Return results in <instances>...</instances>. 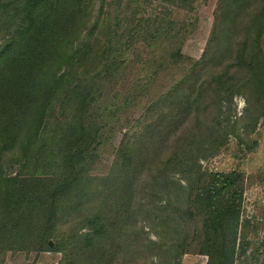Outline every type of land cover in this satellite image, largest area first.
I'll return each instance as SVG.
<instances>
[{
    "label": "rangeland",
    "instance_id": "rangeland-1",
    "mask_svg": "<svg viewBox=\"0 0 264 264\" xmlns=\"http://www.w3.org/2000/svg\"><path fill=\"white\" fill-rule=\"evenodd\" d=\"M221 1H86L81 31L57 64L58 86L35 111L29 85L40 79L29 80L27 65L23 73L5 69L0 58V87L26 76L24 110L14 118H44L35 129L21 124L15 136L0 124V264H207L204 222L218 174L243 177L225 195L238 191L241 203L224 224L220 264H264V7L250 0L237 25H221L213 62L197 67ZM26 2L0 0V54L18 42L11 36ZM234 51L240 56L232 59ZM206 72H222L229 92L211 104L220 132L198 161L189 142L200 149L203 137L192 139L182 124L207 120L190 115L188 104L185 112L184 97ZM152 149L179 164L168 190L149 193L140 183ZM98 214L107 234L93 247L90 221Z\"/></svg>",
    "mask_w": 264,
    "mask_h": 264
},
{
    "label": "trees",
    "instance_id": "trees-1",
    "mask_svg": "<svg viewBox=\"0 0 264 264\" xmlns=\"http://www.w3.org/2000/svg\"><path fill=\"white\" fill-rule=\"evenodd\" d=\"M27 1L28 2H26L24 8L27 15L25 16L21 26L16 30L15 34L11 36V38L17 37L18 42L15 43V41H9L5 49L0 54V58H5V69H7V66L10 67V65L17 66V69H20L19 73H23L24 66L27 65L30 70L25 72V74L30 78L29 80L33 81L37 78L40 79L38 83L34 82L30 83L29 85L32 91L31 105L35 111L38 108L36 106L37 99L39 100L41 98L45 100L48 95L49 87L53 88L56 86L57 88L58 86L57 76L59 68L57 67V64L62 63L66 59L68 52L70 49H72L73 40L79 34V31H81L80 25L83 22V12L81 9L82 5L88 0ZM249 1L250 0L221 1L222 4L218 10L219 13L217 16L216 25L213 28L214 30L212 31L210 40V51L206 50L204 52L202 60L196 64L197 67H202L203 65L207 66V63L213 62V58L211 57V47H215L219 43L218 39L220 30L219 28H221L220 26L228 22H230L231 25H237L238 21L236 19H239L237 14L240 13V11H243L247 4L249 5ZM260 1L264 7V0H253L254 4H258ZM14 13L18 15L19 10ZM238 32L239 31H237L235 35H237ZM220 38H222V36ZM230 55L232 59H235V56H240L235 51ZM221 74H217L216 76L213 74L209 75L207 72L202 73V77L199 76L198 79L193 81V83L188 87V95L184 97L187 102L185 112L188 110V104V107L191 109L189 112L190 115H203L207 120V122H195L192 124H188L186 122L185 124H182L185 128L187 125H190L189 136L192 139H195L197 134L203 137L200 143V149L194 148L195 145L193 141L189 142V146H192L191 149L193 152L189 153L191 155L196 153V155L192 157H195V159L198 161L203 157V155H206L205 153H210V149L212 148V136L220 132V129L216 130L214 125H212V119L217 122L215 127L218 125V120L217 116L215 118L211 114V104H218L220 102L222 103L223 99H227L225 97L229 91L226 90V81ZM26 76L22 74L13 76L16 77L15 79L17 80L15 83L13 82V78H4L2 80L3 85L0 87V94H2L0 96V124L3 126L4 124H8L6 127H4V131L9 132L10 136L19 134L21 124H27V126H30V128L35 129L37 125L38 127L41 126L42 122L44 121L42 116L38 118V121L37 117L32 119L26 118V122L29 124L24 122V119L16 120L14 118V111H17V109L24 110L21 107H18V105L23 102L24 92L29 90L24 87L21 88V82L24 80V78H26ZM9 88L10 91H8ZM209 96L211 97L209 98ZM4 98L10 99L8 106L6 105ZM8 109H10V116L4 114ZM30 115L32 114L30 113ZM9 117L10 120L8 123H6ZM178 127L179 126L177 124V128ZM4 131L2 129L3 133ZM174 141L177 142L178 139H174ZM149 147L150 146H148V149ZM184 148L185 146L180 150L182 157L186 154ZM153 149L150 151V153L153 154L154 157L144 162V165H142L143 176L145 177L140 183L144 184L143 187H145V191H148L149 193L154 192L156 188L168 190V188L173 184V179L170 178V175L175 173L174 171H176V167H178L179 164L175 163L173 156H160L156 153L157 150L154 152ZM124 151L125 149L122 148L121 153ZM135 151L136 150L134 149V154ZM127 162L129 164L131 162L130 159ZM215 178L216 181L210 184L219 185V189L211 190L213 195H210V208L207 212V219L204 222V229L209 232V236L204 244L206 247V251L204 253L209 258L207 264H220L225 246V238L223 233L224 224L228 221L230 222V213H235L234 215L238 217L240 212L238 213L237 209H240L241 203V195L238 191L231 195L230 198L225 197V195L228 194L227 192L230 191V188L237 187V183L243 181V177L241 175L233 174L225 176L218 174L215 176ZM211 185H209V188ZM129 190L130 185L128 191ZM148 195L149 194H145V196ZM52 205L53 204H51V206ZM53 207L54 206L51 207L50 213L54 216L51 220L54 223V213L56 209ZM116 215L122 217L123 209H120ZM91 219L92 221H90V223L93 232L91 235H93L92 237L89 235V238L91 239L92 246L95 247L99 244V241L97 243H93L94 240H99L106 236L108 224L105 216H102L101 214H98ZM47 245L48 247L51 246L50 243H47ZM95 261L99 262V259L96 258Z\"/></svg>",
    "mask_w": 264,
    "mask_h": 264
}]
</instances>
